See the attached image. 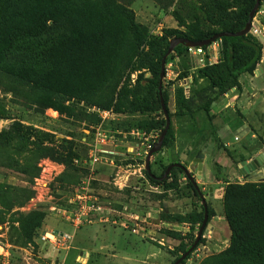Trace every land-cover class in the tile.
Wrapping results in <instances>:
<instances>
[{
	"label": "rangeland",
	"instance_id": "obj_1",
	"mask_svg": "<svg viewBox=\"0 0 264 264\" xmlns=\"http://www.w3.org/2000/svg\"><path fill=\"white\" fill-rule=\"evenodd\" d=\"M53 1L68 9L63 17L74 16L75 29L84 28L87 40L68 44L63 35L58 41L45 64L58 72L51 90L13 75L10 58L0 62V264H172L195 240L200 222H190L188 215L201 210V198L184 172L161 184L149 181L145 156L160 130L136 128L140 116L130 100L137 76H150L165 37L175 32L192 36L216 26L201 8L208 0ZM222 1L228 12L242 8L241 0ZM34 5L35 0H0V12L13 15ZM259 19L264 25V17ZM58 32L65 34L62 28ZM186 53L171 51L166 57L162 93L175 139L151 155L150 165L159 175L171 162L180 163L203 196L211 217L179 263L200 264L230 243L224 187L243 180L238 163L254 149L253 142L264 151V89L252 96L254 90H246L241 78L244 103L217 110L224 94L196 76V57ZM179 89L186 103L177 102ZM41 97L55 108L36 107ZM207 102L213 116L222 115L215 121L218 126L225 122L221 133L205 114ZM154 116L164 117L162 112ZM96 130L110 141L98 146L105 152L97 151L99 159L92 163L88 156ZM78 157L87 163H75ZM261 172L249 176L264 181ZM84 185L101 210L75 227L67 214ZM45 230L67 232L71 239L41 241L38 234Z\"/></svg>",
	"mask_w": 264,
	"mask_h": 264
},
{
	"label": "trees",
	"instance_id": "obj_2",
	"mask_svg": "<svg viewBox=\"0 0 264 264\" xmlns=\"http://www.w3.org/2000/svg\"><path fill=\"white\" fill-rule=\"evenodd\" d=\"M224 2L208 0L207 3L201 4L203 12L208 13V19L216 26L196 32L192 36L175 32L170 37L202 41L219 32L241 30L248 20L255 0H241L242 8L238 13L228 12ZM66 12L68 9L63 4L53 0H35L32 9L17 11L13 15L0 12V62L10 58L9 71L13 75L24 80L29 86L51 90L56 86L58 72L53 68L47 70L45 64L50 60L51 52L56 48L58 41L63 35H65V41L68 44H83L87 40L84 28L80 32L75 29L74 16L63 17ZM59 28L64 29L65 34L58 32ZM67 30H71L70 33H67ZM171 38L163 39L162 49L157 56L155 65L151 67L150 76L145 77L140 73L132 89L130 104L140 116L134 126L144 132L155 128L161 132L165 126L164 117L156 119L154 114L162 112L158 94L160 62L168 49ZM220 39L218 62L205 64L198 68L196 76L207 80L210 87L215 89L218 94L223 95L232 88L239 92L242 88L241 76L252 75L260 63L262 43L251 33L240 36H223ZM186 49L183 44H178L172 52L181 55L186 53ZM162 97L166 105V96L163 93ZM186 101L187 99L179 89L177 102L181 104ZM35 105L39 109L54 107L45 97L37 99ZM210 105V102L205 103L204 111L206 116L212 120L214 116L211 114ZM107 106V104H102V107L107 108ZM174 139V130L170 122L162 142V148L173 145ZM149 167L151 171L150 163ZM166 167L159 175H155L152 171L150 175L145 170L149 181L153 184H161L171 175L175 177L177 172H183L181 168L173 167L165 179L159 180L158 177L162 176ZM169 185L172 186L173 182ZM188 185L197 195L191 181L188 182ZM222 204L224 218L230 230V243L223 251L206 258L200 264H264V181L249 180L227 184L223 189ZM203 217L202 206L200 211H192L188 215V220L201 224ZM210 217L211 212L207 211V219ZM189 247L182 248L181 251L184 253Z\"/></svg>",
	"mask_w": 264,
	"mask_h": 264
},
{
	"label": "built area",
	"instance_id": "obj_3",
	"mask_svg": "<svg viewBox=\"0 0 264 264\" xmlns=\"http://www.w3.org/2000/svg\"><path fill=\"white\" fill-rule=\"evenodd\" d=\"M259 17H264V0H260L258 10L251 21V28L249 31V33H251L253 36L258 37L262 40L264 38V25H262V23L260 22ZM260 26L263 27L260 28ZM220 46L221 39L219 38L207 46L186 47V51L189 57H196L195 60L197 63V67H202L205 64L218 62L220 55ZM103 114L105 115L107 114V112L104 111ZM93 135V147L89 153L88 159L92 163H95L99 159L97 151L105 152L104 150L98 149V146L109 144L110 138H107V135L100 130H96ZM148 147L151 148L152 146ZM74 162L77 164H86L87 159L82 157L75 158ZM261 173H264V171H262ZM251 178L252 177H250L249 174L242 175L241 177H239V179L243 180H240L239 182L242 183L249 180L253 181V179ZM72 199L74 205L73 209L67 214V221H69L75 227H79L81 224L86 222H91V217L96 216L97 213H99V211L101 210V206L97 202V197L90 192V188L88 186H81ZM132 231H135V228H132ZM38 238L44 242L47 241L52 244H62L68 242L71 239V235L67 232L58 230H45L38 234Z\"/></svg>",
	"mask_w": 264,
	"mask_h": 264
},
{
	"label": "water",
	"instance_id": "obj_4",
	"mask_svg": "<svg viewBox=\"0 0 264 264\" xmlns=\"http://www.w3.org/2000/svg\"><path fill=\"white\" fill-rule=\"evenodd\" d=\"M259 3H260V0H255L254 6L252 7V9L249 12L248 20L245 23V26L237 32H219V33L214 34L210 38L202 40V41H192V40H189V39L184 38V37H174V38H171L169 40L168 49H167L166 53L163 55L161 62H160V72H159V82H158V94H159L162 112L164 114L165 126H164L163 130L160 132V134H159L156 142L154 143V145L146 153L145 161H144V167H145V170L148 174L151 175V171H150V167H149L150 157L152 154H154L155 152L159 151L162 148V142H163L164 136H165V134H166V132L170 126V117H169L168 110L166 108L165 102H164L163 97H162V92H161L162 79H163L164 73H165L164 68H165L167 55L178 44H183L186 47H202V46L209 45L210 43H212L216 39H219L223 36H240V35H244V34L249 33L250 28H251V21L255 15V13L258 10ZM202 156H203V154L201 152L197 153L196 157L198 158L197 159L198 162H200V158H202ZM173 167L181 168L183 170V172L188 176L189 180H191V183H193V186H195V189L198 192L199 197L201 198V203H202V206L204 209V217H203V220H202V222L198 228V232L196 233L195 240L193 241L191 246L172 263V264H179L195 248L199 238L201 237V234L205 228V224L207 221V206H206V203H205L203 196L200 194L199 189L194 184V180L189 175L186 168L184 166H182L180 163H178V162L170 163L166 167L162 176L158 177V179L159 180L165 179V177L167 176V174L169 173V171ZM238 167L244 173H252V172H255L257 169H262V171H264V151L261 154H258L257 156L253 157L249 161L241 160L238 163ZM200 174H201V171L198 170L197 177H200Z\"/></svg>",
	"mask_w": 264,
	"mask_h": 264
},
{
	"label": "crops",
	"instance_id": "obj_5",
	"mask_svg": "<svg viewBox=\"0 0 264 264\" xmlns=\"http://www.w3.org/2000/svg\"><path fill=\"white\" fill-rule=\"evenodd\" d=\"M262 44L264 45V42H262ZM242 81H243V87L246 88V90H251L253 89V95L252 96H256V95H260V90L259 89H264V47L262 49V57L260 60V63L258 64L256 70L254 71L253 75L250 74H246V75H242ZM231 91V90H230ZM228 97L231 98V100H229L227 103L225 102V100H228ZM246 97H245V93H243L242 91H231V92H227L224 94V97L221 98V100L219 101V105H222L220 108L217 107V110H230L229 106H235L236 107H241V105L244 103ZM223 103V104H222ZM214 109V108H213ZM242 109V108H241ZM214 111V110H212ZM220 112V111H219ZM218 118H222L221 113L217 114L216 116L213 117V125L217 128V131L219 133H221L222 131H224L225 128V122H222V124H219L220 126H218L217 124H215V121ZM241 129V126L238 128ZM254 145V149L251 150V153H248V151H246L245 153L248 154V156L246 157V159H242L245 161H249L250 159H252L253 157L257 156L258 154H261L263 151L261 150V146L260 145H255V143H252V146ZM244 154V153H243ZM241 161V160H240ZM257 171V170H256ZM241 175H254L252 173H244L240 170Z\"/></svg>",
	"mask_w": 264,
	"mask_h": 264
}]
</instances>
